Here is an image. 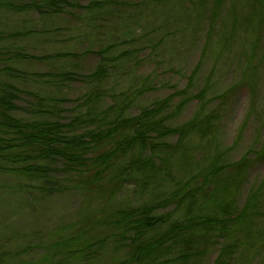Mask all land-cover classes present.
<instances>
[{
    "label": "rangeland",
    "instance_id": "1",
    "mask_svg": "<svg viewBox=\"0 0 264 264\" xmlns=\"http://www.w3.org/2000/svg\"><path fill=\"white\" fill-rule=\"evenodd\" d=\"M44 1L50 2L0 0V69L17 71L0 81L62 99L53 108L62 111L59 120L65 123L87 112L92 120L100 118L112 107L114 116L126 120L169 100L166 114L180 112L165 125L193 119L195 132L154 141L164 145L155 153L160 169L144 184L132 178L112 206L137 207L154 195L167 200L188 185L194 205L185 200L177 210L173 202L159 213L176 209L174 218L183 220L193 213L187 208L201 206L199 212L208 214L209 199L216 208L223 200V212L234 220L210 232L195 230L178 252L190 259L179 264H264V0H58V14L44 8L49 4L36 6ZM64 55L73 56L58 58ZM100 65L108 68L106 77L89 81ZM67 72L69 80L55 76ZM34 74L48 76L40 83ZM88 94L97 102L77 107ZM34 102L20 95L13 117L30 121L25 110ZM150 155L145 149L143 156ZM11 163L0 161V264H133L113 239L91 261L65 249L94 229L92 221L82 223L85 207H92L86 206L91 201L83 190L85 177L74 180L60 170L62 163L48 161L37 165L56 168L55 174L32 179L14 173L26 163ZM212 166L221 172L206 179ZM66 184L75 188L66 191ZM91 210L98 212L96 206ZM171 261L170 254L158 264Z\"/></svg>",
    "mask_w": 264,
    "mask_h": 264
},
{
    "label": "trees",
    "instance_id": "2",
    "mask_svg": "<svg viewBox=\"0 0 264 264\" xmlns=\"http://www.w3.org/2000/svg\"><path fill=\"white\" fill-rule=\"evenodd\" d=\"M41 3L36 2V6L49 4L44 8L50 9L48 12L52 14H58V11L62 10L58 0L57 3L56 0ZM64 56L58 58H70L73 55ZM28 57L36 61L45 59L29 55ZM16 72L11 67L4 66L0 69V77L11 80ZM107 72L108 68L100 65L86 78L89 81H99L106 77ZM18 75L19 78L23 77L20 71ZM27 76L41 79L42 81L39 82L42 83L48 75ZM55 76L63 80L71 78L68 72ZM20 95H27L35 100L32 109L25 110V113L32 117L30 121H22L12 115L20 110L16 105ZM96 102L95 96L88 94L78 101L77 107H90ZM168 102L169 100L157 102L126 120L122 116H114L115 108L112 107L100 118L95 117L92 120L94 116L87 112L84 117H77L65 123L59 120L62 111L53 108L54 105L62 103V99L40 96L36 92H25L13 82L9 84L0 81V135L8 136L0 139V161H10L11 164L20 161L26 163L28 166L20 169L21 171L14 170V173L32 179L48 178L50 174H55L56 171L53 170L56 168L37 165L48 161L62 163L63 167L60 170L74 180L85 177L83 190H86L88 195L87 201H91L89 202L91 205L86 206H92L91 208L96 206L98 212L96 214L91 208L85 207L82 223L92 221L94 227L92 230L99 232L97 236H93L90 229L87 234H78L76 239L65 245V249L69 252L73 249L71 251L73 256L82 254L83 259L91 261L95 254L105 251L109 241L113 239L117 251L121 249L129 251L127 263L158 264L161 259L171 254V262L179 264L190 259L189 253L178 252L181 251L180 247L187 246L191 242L195 230L210 232L214 225L222 224L226 219L234 220L232 216L227 217L228 214L223 212V200L220 207L216 208L211 199L205 205L208 214H204L206 211L200 213L201 206H197L196 211L187 208L188 214L191 215L193 211L189 218L175 219L174 211L181 210L182 204L186 203L185 200L191 201L190 206L195 203L194 194L189 193L190 197L186 195L188 185L183 186L181 191L172 193L173 197L167 198L171 200L170 202L166 198L160 199L154 195L137 207L120 208L118 204L112 206L115 196L132 182V178H141L144 184L149 176L152 177V174L160 169L162 163L156 160L155 153L164 145L161 142L155 144L154 141L171 135L180 136L182 139L195 132L197 125L194 124L193 119L178 127L165 125L177 112H180L176 108L174 113L166 114L169 109ZM132 105L133 102L126 104L125 108H131ZM118 110L120 113L124 112L121 108ZM85 125L87 128L79 133L77 129ZM145 149H148L150 156H143ZM18 150L21 154L16 153ZM180 150L181 148L178 147L176 153ZM130 155H133L132 158ZM211 169L213 171H210ZM211 169L206 172V179L207 175L217 177L221 172L214 166ZM74 188L75 186L67 184L64 187L66 191ZM105 201V207L100 206L101 202ZM173 202L177 204L174 211L159 213ZM219 214L221 217L217 219L216 216Z\"/></svg>",
    "mask_w": 264,
    "mask_h": 264
}]
</instances>
